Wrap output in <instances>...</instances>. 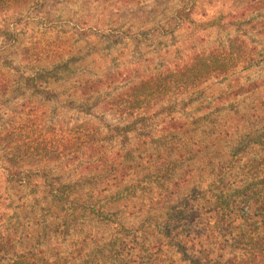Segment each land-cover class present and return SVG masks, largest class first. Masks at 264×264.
<instances>
[{
	"label": "rangeland",
	"instance_id": "374dc122",
	"mask_svg": "<svg viewBox=\"0 0 264 264\" xmlns=\"http://www.w3.org/2000/svg\"><path fill=\"white\" fill-rule=\"evenodd\" d=\"M180 8L188 13L183 18ZM15 30L16 38L0 47V75L4 82L10 80L7 90L0 88L3 156L16 150L6 136L24 125L26 133L39 125L33 135L50 139L56 133L74 132L71 129L83 122L111 133V126L132 120L119 117L108 101L89 102L92 113L68 104L82 99L81 84L87 80L102 78L109 84L114 79L109 88L112 95L117 88L235 37L245 40L249 58L226 77L179 96L172 111L152 116L136 131L104 139L97 153L47 161L26 183L9 182L0 170V238L14 235L16 252L57 264H193L178 245L184 235L195 238L190 244L200 238L210 251L206 258L198 250L201 244H196L188 249L191 256L211 258L212 264H236L246 251L233 236L218 231V236L211 234L206 240L218 217L216 194L229 187L239 201L229 219L234 233H251L264 249V218L251 217L252 208H242L240 198L247 192L240 188L241 181L253 176V170L247 173L250 161L261 158L264 147L250 144L235 165L225 169L241 133L249 126L264 133V83L256 92L232 93L240 85L264 81V0H135L127 5L111 0H48L40 15L26 16ZM28 74L35 75L38 87L52 89L57 96L25 83ZM99 155H107V161H98ZM157 170H167V176L143 188L148 183L144 176ZM49 182L71 186L65 190L71 197L104 205L127 226H141L118 241L123 258L109 254L106 246L120 237L118 226L98 219L92 210L77 214L69 231L63 232L66 211L49 199L45 190ZM126 186L135 192L126 190L128 196L121 197L120 192V199L107 200ZM171 205L198 216L176 220L179 225L167 236L156 229L155 219L164 221Z\"/></svg>",
	"mask_w": 264,
	"mask_h": 264
},
{
	"label": "trees",
	"instance_id": "16d2710c",
	"mask_svg": "<svg viewBox=\"0 0 264 264\" xmlns=\"http://www.w3.org/2000/svg\"><path fill=\"white\" fill-rule=\"evenodd\" d=\"M47 1L0 0V38L4 40L0 47L7 46L9 44L6 42L8 39V41H12V38L16 36L15 27L26 16L40 15L43 9H45ZM132 1L135 0H111V2L120 5H127ZM178 12L182 16L181 18L185 17V14H188L184 13V10L181 8ZM248 52V45L245 43V40L235 37L220 47L216 46L206 52L200 51L193 53L187 61L176 64L175 67L153 75H147L140 81L126 85L121 89L117 88L112 95H110L109 88L114 80L112 79L113 77H111L112 80L108 81L109 84L102 78L95 81L87 80L81 84L82 92L80 97L82 99H71L68 101V104L79 105L81 110L92 113V109L87 107L89 102L96 104L102 101H108V107L117 113L119 117H132V120L122 125L116 124L111 126V133H103L96 125L83 122L81 126L71 129L74 132L56 133L50 139L47 138V135H42L41 137L33 135L34 133L32 132L38 130L39 125L35 127L36 130L32 129L30 133H26L27 130L23 131L27 127L26 125L21 126L19 130L6 136L8 138L10 137L9 140H13L16 150L11 154L8 153L9 155H0V170L5 175L7 181L26 183L28 180H31L27 178H31L36 172H40L47 161L59 159L60 156H62V159L65 157L69 159L71 156H76L78 153L83 154L87 151L97 153V151L103 149L102 144L104 139H110L117 135H125L131 131H136L141 124H146L152 116L175 109L179 96L201 90L205 87L203 85L211 82L213 79L226 77L234 72L248 60ZM69 71L70 69L68 68ZM55 75L59 76L58 73ZM24 80L28 85L32 83V86L39 92H43L50 97L57 96V93L52 89L42 90V88L38 87L35 75L28 74L24 77ZM9 81L4 82L0 75V88L7 90ZM263 83L264 81H253L248 85H240L232 93L239 96L244 93L256 92V90L263 87ZM228 95H230L229 92ZM107 96H109L108 99ZM163 101H166V105L164 106L160 105ZM34 122L37 124L36 118ZM175 126L179 127V123H176ZM4 139L7 138L4 137ZM250 144H260V146L264 147V133L260 131V128L249 126L244 133H241L238 143L232 150L230 164L226 165L225 169L234 166L238 156L245 154L250 149ZM97 160L106 162L107 155H99ZM37 164L39 166L38 169L35 167ZM26 166L35 167V169L32 171ZM167 170L164 173L162 170L147 173L144 178L148 179V183L143 188H147L151 182L159 181L163 176H167ZM251 170H253V176L247 182L244 181L243 183V180L241 181L240 188L243 187V190L247 191L240 197L243 202L241 207L243 208V206L248 205L249 208H252L249 212L251 217L262 215L264 218V155L261 158L256 157L250 161L247 173L251 172ZM219 174L221 176V173ZM66 188H71V186L65 187L52 182L45 184L46 193L49 194V199L55 203V207L66 211L62 217L63 232L69 231L70 224L76 220L77 214H81L82 211L92 210L98 219L118 226L121 232L120 237H116L109 243L110 245L106 243V246H108L109 254L123 258L120 255L121 249L117 246L118 241H123L122 236L130 235L134 230L140 229L141 226L137 228L127 226L122 221L114 218L113 214L105 211L104 205L100 204L96 206L93 203H87V201H79L77 198L71 197L69 193L65 192ZM130 188L126 186L119 189L114 197L112 196L107 200L110 202L112 200H118L123 196H128L124 194L126 190H130L131 193L135 192V189ZM229 190L230 188L228 187L227 191L222 189L220 193L216 194L217 208L215 214L218 217L215 220L216 223L212 226L210 225L206 240H209L211 234L218 236V231L224 234L228 232L244 248V251H246L234 263L264 264V249L260 246L259 241L251 233H247L246 231L238 234H235L233 231L234 227H232L231 220L229 219L235 211L234 208H237L233 207V204H238L239 201L233 198V194ZM120 192L121 197H119ZM78 211L80 213H77ZM166 215L164 221L155 219V227L165 235L171 236L173 235L174 229L179 225V223H174L176 220L178 222L182 219H187L189 216H193L194 218L198 216V213L188 209H179L171 205ZM149 219L153 220L152 216ZM61 224H58V227H61ZM13 236L10 234H2L0 238V264H57L56 261H48L38 256H31V253L16 252L18 243L17 240L13 239ZM193 239L195 238L189 239L187 236H181L178 245L181 248L183 256L193 264H212L211 258L204 261L202 257L191 256L188 253V249H193L196 247V244H201L199 245V252L206 256V258L210 255L208 247L204 246L205 244L200 238L199 242L190 244V240ZM225 241H228V238H225Z\"/></svg>",
	"mask_w": 264,
	"mask_h": 264
}]
</instances>
